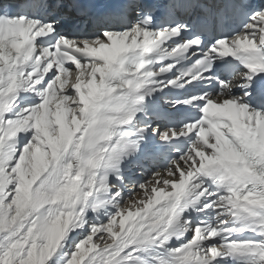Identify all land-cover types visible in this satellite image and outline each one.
<instances>
[{"label": "snow or ice", "instance_id": "snow-or-ice-1", "mask_svg": "<svg viewBox=\"0 0 264 264\" xmlns=\"http://www.w3.org/2000/svg\"><path fill=\"white\" fill-rule=\"evenodd\" d=\"M258 119L264 0H0V264H264Z\"/></svg>", "mask_w": 264, "mask_h": 264}, {"label": "bare ground", "instance_id": "bare-ground-1", "mask_svg": "<svg viewBox=\"0 0 264 264\" xmlns=\"http://www.w3.org/2000/svg\"><path fill=\"white\" fill-rule=\"evenodd\" d=\"M159 72H160V71L152 72V75H158ZM239 79H241L240 76H236V77H234V80H239ZM153 86H155L157 89H159L161 85H160L157 81H150V82H148V83L146 84V87H149V88H151V87H153ZM221 98H223V97H221Z\"/></svg>", "mask_w": 264, "mask_h": 264}]
</instances>
